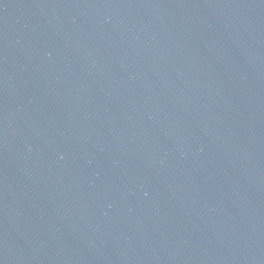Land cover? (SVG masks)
<instances>
[{"label": "water", "instance_id": "obj_1", "mask_svg": "<svg viewBox=\"0 0 264 264\" xmlns=\"http://www.w3.org/2000/svg\"><path fill=\"white\" fill-rule=\"evenodd\" d=\"M0 264H264V0H0Z\"/></svg>", "mask_w": 264, "mask_h": 264}]
</instances>
